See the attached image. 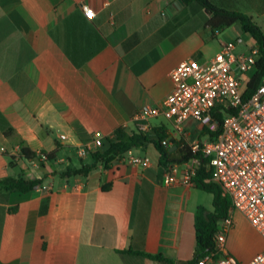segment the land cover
<instances>
[{
  "label": "crops",
  "instance_id": "0c3cea01",
  "mask_svg": "<svg viewBox=\"0 0 264 264\" xmlns=\"http://www.w3.org/2000/svg\"><path fill=\"white\" fill-rule=\"evenodd\" d=\"M212 2L251 16L264 31V0ZM210 17L183 0H0V179L42 180L29 193L0 194V264H164L141 252L177 264L193 259L196 213L212 212L213 196L196 185L166 186L154 145L99 164L88 177L57 173L89 162L79 158L77 166L74 157L95 134L136 132L135 113L170 95L171 72L182 62L212 61L238 38L237 53L255 44L239 24L213 33ZM151 126L180 140L162 116ZM186 132L190 145L209 140L196 121ZM22 142L55 160H22ZM132 157L148 158L149 166ZM185 168L173 166L178 178ZM226 248L249 264L264 250V237L235 212Z\"/></svg>",
  "mask_w": 264,
  "mask_h": 264
},
{
  "label": "built area",
  "instance_id": "2783aa9c",
  "mask_svg": "<svg viewBox=\"0 0 264 264\" xmlns=\"http://www.w3.org/2000/svg\"><path fill=\"white\" fill-rule=\"evenodd\" d=\"M84 11L87 17H95L91 8L84 7ZM242 43V38L225 43L212 61L191 59L179 64L171 72L170 95L160 105H147L134 116L136 132L150 131L151 121L162 116L172 123L180 139H187L189 121L198 122L215 135L209 136L208 141L191 144L196 157L185 163L182 177L178 178L171 168L164 181L166 186H195L202 159H206L211 180L221 185L232 201L228 217L219 223L215 251L198 264H239L226 248L235 212L242 213L264 237V78L256 92L245 100L260 53L256 43L247 53H237ZM220 112L224 116L222 122L217 118ZM59 139L67 142L68 136L61 134ZM105 139L102 134H95L89 143L77 148L78 157L87 159L102 148ZM130 161L143 167L150 163L148 158L132 157ZM249 264H264V250Z\"/></svg>",
  "mask_w": 264,
  "mask_h": 264
},
{
  "label": "trees",
  "instance_id": "16d2710c",
  "mask_svg": "<svg viewBox=\"0 0 264 264\" xmlns=\"http://www.w3.org/2000/svg\"><path fill=\"white\" fill-rule=\"evenodd\" d=\"M186 5L198 4L206 10L211 17L207 21V27L211 28L213 33L225 30L235 24L241 25L245 34L251 36L252 40L259 48V57L255 69L251 72V79L247 84L244 99L248 100L260 86L264 78V31L258 23L251 17L235 11H227L217 8L212 0H183ZM220 122L224 116L220 112L217 117ZM7 135L11 131H6ZM204 135L213 138L215 135L204 129ZM167 143V144H165ZM172 143V145H170ZM160 153V165L169 171L176 164H185L191 161L196 155L192 151L191 145L186 139L177 140L168 133L166 128L160 127L148 132H133L129 134L126 129L119 128L113 135L107 137L102 148L96 153H92L87 164L82 163L81 167H68L60 174L64 177L84 176L89 174L99 165L104 164L106 167L110 164L121 161L132 150L139 149L146 151L150 145ZM174 147L175 150L171 151ZM20 157L24 161H38L44 166L45 162L54 161L55 154L39 153L32 151L23 142L20 144ZM202 157V156H201ZM207 160L202 159V166L194 179V183L200 190L213 196L212 212L205 207H199L195 217L197 247L194 257L186 264H198L208 254L215 251V236L221 221L229 215L232 207L230 197L224 192L221 185L211 180V174L206 170ZM42 180H29L24 175L18 177H7L0 179V194L5 197L8 194L19 192L29 193L33 191ZM17 207L10 208V212H15ZM45 211V208L42 210ZM151 260L162 262L164 264H177L176 261L165 258L162 255H149L146 253H137Z\"/></svg>",
  "mask_w": 264,
  "mask_h": 264
},
{
  "label": "rangeland",
  "instance_id": "374dc122",
  "mask_svg": "<svg viewBox=\"0 0 264 264\" xmlns=\"http://www.w3.org/2000/svg\"><path fill=\"white\" fill-rule=\"evenodd\" d=\"M243 38L245 39V40H248V42H249V40H250V38L247 36V35H245V36H243ZM74 164L75 165H80V160H79V157L77 158V157H74ZM210 195V194H209Z\"/></svg>",
  "mask_w": 264,
  "mask_h": 264
},
{
  "label": "water",
  "instance_id": "95a60500",
  "mask_svg": "<svg viewBox=\"0 0 264 264\" xmlns=\"http://www.w3.org/2000/svg\"><path fill=\"white\" fill-rule=\"evenodd\" d=\"M176 147H174L173 149H175ZM173 149L171 151H173Z\"/></svg>",
  "mask_w": 264,
  "mask_h": 264
}]
</instances>
